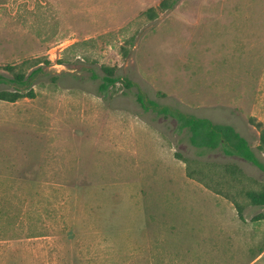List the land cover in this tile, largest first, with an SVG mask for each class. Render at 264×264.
Returning <instances> with one entry per match:
<instances>
[{
	"label": "rangeland",
	"instance_id": "1",
	"mask_svg": "<svg viewBox=\"0 0 264 264\" xmlns=\"http://www.w3.org/2000/svg\"><path fill=\"white\" fill-rule=\"evenodd\" d=\"M162 1L0 0V91L15 66L34 93L0 99L1 248L50 235L42 264H264L246 194L264 170L136 96L232 124L264 162V0ZM103 66L135 85L102 89Z\"/></svg>",
	"mask_w": 264,
	"mask_h": 264
},
{
	"label": "trees",
	"instance_id": "2",
	"mask_svg": "<svg viewBox=\"0 0 264 264\" xmlns=\"http://www.w3.org/2000/svg\"><path fill=\"white\" fill-rule=\"evenodd\" d=\"M172 3L169 0H163L160 7L167 8ZM152 8L150 11L153 15L155 13ZM41 61H39L40 63ZM8 69L12 71L14 78L11 82L18 84L14 90L0 91V99L15 102L22 97L33 96L34 93L29 91L26 94L19 88L21 85L28 84L27 74L25 71H16L15 66H8ZM103 70L106 75L103 77L101 88L106 89L111 85H115L121 79L127 87L135 85L133 81L128 78H121L114 75L113 68L103 66ZM7 80L5 76L0 74V81ZM137 100L145 110H152L155 113L164 116L165 118H173L177 121L178 131H187L189 133L190 142L203 149H220L225 155L241 157L256 166L264 170V162L261 161L257 155L255 149L249 142V140L243 136L232 124L225 122L214 121L209 117L198 116L195 114L187 113L179 107L163 105L154 99H148L143 93H137ZM255 125L261 128L260 133V145L259 149H264V126L261 122H254ZM188 174H192L189 170ZM219 194H223L221 190H215ZM248 198L254 205L264 206V185L261 189H250L246 191ZM237 211L241 217H244L243 207L234 201ZM264 217L263 215L257 216L259 219Z\"/></svg>",
	"mask_w": 264,
	"mask_h": 264
},
{
	"label": "crops",
	"instance_id": "3",
	"mask_svg": "<svg viewBox=\"0 0 264 264\" xmlns=\"http://www.w3.org/2000/svg\"><path fill=\"white\" fill-rule=\"evenodd\" d=\"M43 238H52V236L39 235L31 237L29 239L33 241L32 245H26L24 238H17L16 240L11 239V244H6V246L2 248L0 247V258H4L1 264H9L8 262L12 260V254L16 255V264H42L45 259L44 255L48 253L45 244L41 243V239ZM47 249L49 250V248ZM29 254L32 255V258L28 260L26 257Z\"/></svg>",
	"mask_w": 264,
	"mask_h": 264
}]
</instances>
